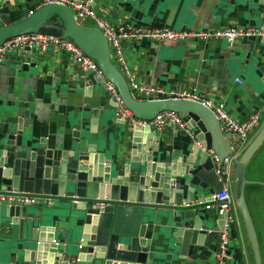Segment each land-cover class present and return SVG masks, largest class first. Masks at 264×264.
I'll return each mask as SVG.
<instances>
[{"label":"crops","instance_id":"obj_1","mask_svg":"<svg viewBox=\"0 0 264 264\" xmlns=\"http://www.w3.org/2000/svg\"><path fill=\"white\" fill-rule=\"evenodd\" d=\"M39 5L40 0H0V25L22 20L28 11H34ZM92 8L110 28L126 23L173 30L225 26L264 28V4L263 12H259L257 0H92ZM249 42L243 39L231 42L225 39L209 42L132 39L122 41L121 49L125 66L138 83L199 93L213 103H221L225 112L238 122L256 115L257 125L250 132L246 144L242 146L237 139L231 147L239 157L264 126V46L260 42L249 46ZM26 49L20 54H12L18 58L8 57L0 62V148L4 147L8 136L17 132L23 139L43 140L47 146L57 149H69L76 137L78 140L87 138L95 154L105 161L127 163L131 158L133 124L115 118L114 106L102 79L92 72L80 70L69 52L54 51L49 47L38 51L29 47ZM115 66L119 68L117 64ZM173 127V124L165 123L155 129L157 150L152 152L153 161L165 163L175 158L179 161L186 154L191 136L188 133L183 136ZM262 143L245 167L247 180L257 182L253 172L254 168L257 170L263 153L264 140ZM233 172L234 168L229 177L232 198L235 189ZM174 179L176 184L179 183L177 190L185 198V204L205 200L213 191L205 183L190 188L184 186L182 177ZM246 185L244 199L262 262L259 233H264V219L260 216L259 203L264 200V193L257 191L259 186L264 185ZM232 205L228 244L231 258L226 264H254L246 229L240 213L238 216L234 198ZM26 210L44 221L45 228L40 227L43 230L40 236L57 240L63 245L61 252L64 258L77 261V249L81 244L79 228L73 218L74 211L68 204L57 201L52 207L29 205ZM170 212L169 207L162 205L144 212V237L148 252L153 254V262L211 264L216 238L207 247L198 249V254L204 256L201 259L186 263L176 255ZM197 213L212 224L219 218L214 207L205 210L199 205ZM255 224L259 226V231ZM29 239V231L21 234L16 226L5 222L0 227V264H21L27 259L29 247L24 244H29ZM260 240L264 242V237ZM41 254L45 257L49 253L42 250Z\"/></svg>","mask_w":264,"mask_h":264},{"label":"water","instance_id":"obj_2","mask_svg":"<svg viewBox=\"0 0 264 264\" xmlns=\"http://www.w3.org/2000/svg\"><path fill=\"white\" fill-rule=\"evenodd\" d=\"M263 4L264 0H257L259 12H263ZM25 33L68 38L95 61L103 79L115 87L123 106L133 117L149 121L159 112H174L183 126L173 124V128L183 136L188 133L191 138L186 154L179 161L175 158L165 163L156 162L152 160V152L157 150L155 128L149 123H133L131 158L127 163H119L118 160L107 162L95 154L87 138L78 140L76 137L69 149H57L47 146L43 140L23 139L17 132L8 136L4 147L0 148V194L25 193L50 198V207L57 201L68 204L74 211L73 218L78 224L81 241L74 264H162L153 262V254L148 252L144 237V212L158 205L169 207L171 211L170 226L174 229L171 236L173 245L177 247L176 255L186 263L203 258L197 251L216 238L222 220L218 218L212 224L197 213L199 205L185 206V198L177 190L179 183L176 184L174 177H182L186 187L205 183L213 191H220L221 183L213 173L207 150L221 159L231 152L236 135L221 132L212 112L198 102L134 99L124 77L111 62L104 36L96 28L76 22L66 6L41 5L18 22L0 25V44L7 38ZM245 40L250 41L249 46L254 42L264 46L260 36L243 38ZM13 56L8 55L9 58H18ZM102 84L104 86L103 80ZM263 140L264 126L234 160L233 172V198L246 229L254 264L261 262L244 199V186L252 183L264 185V182L247 180L244 171ZM26 207L0 202V227L8 222L21 234L29 231L31 242L24 244L29 247L28 257L21 264H57L58 251H63V245L57 240L56 245L52 244V237L43 239L40 236V231L45 228L44 221L27 212ZM42 250L49 253L45 256L48 262L41 256Z\"/></svg>","mask_w":264,"mask_h":264},{"label":"built area","instance_id":"obj_3","mask_svg":"<svg viewBox=\"0 0 264 264\" xmlns=\"http://www.w3.org/2000/svg\"><path fill=\"white\" fill-rule=\"evenodd\" d=\"M45 4H59L66 6L72 12L76 22L77 19H89L94 22L95 26L90 28H96L106 39L111 62L114 66L115 63L119 66V68L115 67L124 77L128 90L134 99L138 101L182 99L198 102L212 112L218 122L221 132L235 134L242 146L246 144L250 132L257 125L258 119L256 115L251 116L246 121L238 122L225 112L221 103H213L210 99L200 95L199 93L180 89L166 90L152 83L136 82L125 66L121 42L132 39L173 42L188 39L202 42H209L214 39H225L227 42H231L236 39L255 36H260L264 40V30L262 28L225 26L216 29L173 30L169 28L137 27L131 26L127 23L121 24L116 28H110L96 16L92 8V0H40L39 6ZM31 13L32 10L28 11V15ZM78 23L80 24V22ZM26 47L37 50H44L49 47L54 51L63 50L72 54L80 70L92 72L104 81V88L110 95L116 119L128 120L132 124L136 122L139 124L149 123L155 129L160 128L165 123L178 124L180 127L183 126L179 116L171 111L159 112L149 121L137 120L133 117L132 114L123 106L115 87L103 79L102 73L97 67L95 61L85 55L80 48L68 38L38 33H25L7 38L0 44V62L6 59L8 55L19 53ZM112 59L114 61H112ZM195 145L201 147L198 142H195ZM207 153L212 161L213 173L217 176L221 183V189L220 191H212L205 200H198L188 204L186 203L185 206L202 205L205 210L213 207L216 208L217 215L222 220V226L218 229L216 234V250L211 264H226L231 258V254L228 249V241L233 215V198L229 192V177L234 168V160L238 157L232 148L231 152L221 159H218L211 150H207ZM0 202H4L6 205L19 204L27 206H49L52 204V200L50 198L37 197L34 195H27L25 193L0 194ZM51 243L56 245L57 241L52 240ZM75 261L76 260L64 258L63 253L58 251L57 264H74Z\"/></svg>","mask_w":264,"mask_h":264},{"label":"rangeland","instance_id":"obj_4","mask_svg":"<svg viewBox=\"0 0 264 264\" xmlns=\"http://www.w3.org/2000/svg\"><path fill=\"white\" fill-rule=\"evenodd\" d=\"M77 22H80V24L81 23L85 24L86 26H89V27H94L95 26V24H94V22L92 20L84 19V20H77ZM112 61H114V60L112 59ZM258 159H259V157H258ZM256 169L257 170H255V168H254V172H253L254 176L253 175L252 176L257 179V182H264V148H263V153L261 155V159L258 160V164L256 166ZM247 177H249L248 174H247ZM258 179H259V181H258ZM252 181H255V180H252ZM258 192L264 193V187L263 186H259V190L257 191V193ZM259 205H260V209H259L260 210V216H261V219L263 220L264 219V200L261 201L259 203ZM237 210H238V208H237ZM251 215H252V217H254L252 213H251ZM238 216H239V211H238ZM255 227H256L257 231H259V229H258L259 226L255 224ZM260 237L262 239L264 237V233H263V235L261 233H259V243H260V251H261V258H262L261 264H264V242L261 243ZM228 244H229V241H228ZM69 248H70V246H69Z\"/></svg>","mask_w":264,"mask_h":264},{"label":"trees","instance_id":"obj_5","mask_svg":"<svg viewBox=\"0 0 264 264\" xmlns=\"http://www.w3.org/2000/svg\"><path fill=\"white\" fill-rule=\"evenodd\" d=\"M262 144H263V143H262ZM259 147H260V146H259ZM257 150H258V149H256V151H257ZM256 151H255V152H256ZM247 188H248V186L245 185V186H244V190H246Z\"/></svg>","mask_w":264,"mask_h":264}]
</instances>
